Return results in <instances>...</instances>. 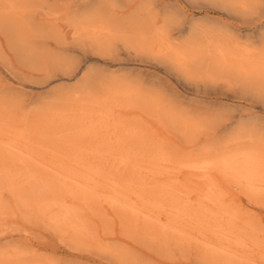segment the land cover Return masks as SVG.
<instances>
[{
	"label": "rangeland",
	"instance_id": "1",
	"mask_svg": "<svg viewBox=\"0 0 264 264\" xmlns=\"http://www.w3.org/2000/svg\"><path fill=\"white\" fill-rule=\"evenodd\" d=\"M262 12L0 0V264H264Z\"/></svg>",
	"mask_w": 264,
	"mask_h": 264
},
{
	"label": "bare ground",
	"instance_id": "2",
	"mask_svg": "<svg viewBox=\"0 0 264 264\" xmlns=\"http://www.w3.org/2000/svg\"><path fill=\"white\" fill-rule=\"evenodd\" d=\"M249 136V135H248ZM252 138V136H251ZM216 162V160H215ZM219 163L226 168L231 173H238L241 174L244 178L245 182L249 187L254 188V184L264 182V174L260 173L258 171L257 164L255 157L252 154L249 153H236L232 154L231 156L227 155L222 157L219 160ZM208 161L204 164H198L196 165L197 168L202 169L203 171L206 169ZM182 165V164H181ZM84 167V166H83ZM209 168V167H208ZM196 169V167H195ZM89 171V169H88ZM235 175V174H234ZM260 186V185H259ZM245 187V186H244ZM247 188V187H246ZM257 188V187H256ZM259 188V187H258ZM263 189V188H262ZM252 190V188H251ZM256 190V189H255ZM161 193V192H160ZM145 194V193H144ZM154 193H152L153 195ZM143 195V194H142ZM116 198V197H115ZM154 202V201H153ZM141 203V202H140ZM123 204V203H122ZM153 204V203H152ZM156 205V204H155ZM130 207V206H129ZM156 209V208H154ZM133 211V210H132ZM207 211V210H206ZM196 213V212H195ZM202 216V215H201ZM203 217V216H202ZM212 219V218H211ZM218 220V219H217ZM149 221V220H148ZM203 229V228H202ZM238 240V239H237ZM242 242V241H241ZM245 244V243H244ZM246 245V244H245Z\"/></svg>",
	"mask_w": 264,
	"mask_h": 264
},
{
	"label": "snow or ice",
	"instance_id": "3",
	"mask_svg": "<svg viewBox=\"0 0 264 264\" xmlns=\"http://www.w3.org/2000/svg\"><path fill=\"white\" fill-rule=\"evenodd\" d=\"M262 16H264V12H262ZM79 71H84V67H81L80 69H79Z\"/></svg>",
	"mask_w": 264,
	"mask_h": 264
}]
</instances>
